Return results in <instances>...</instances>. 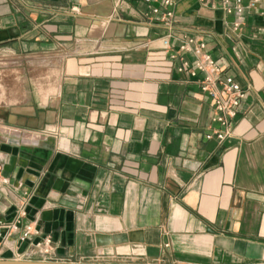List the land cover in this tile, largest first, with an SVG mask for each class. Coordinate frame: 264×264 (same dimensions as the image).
<instances>
[{"label": "crops", "instance_id": "crops-1", "mask_svg": "<svg viewBox=\"0 0 264 264\" xmlns=\"http://www.w3.org/2000/svg\"><path fill=\"white\" fill-rule=\"evenodd\" d=\"M256 1L235 27L203 0H176L168 24L143 0H0V257L264 264ZM204 51L249 88L222 143L206 137L211 99L179 69Z\"/></svg>", "mask_w": 264, "mask_h": 264}, {"label": "built area", "instance_id": "built-area-1", "mask_svg": "<svg viewBox=\"0 0 264 264\" xmlns=\"http://www.w3.org/2000/svg\"><path fill=\"white\" fill-rule=\"evenodd\" d=\"M152 9L155 15L167 22L175 15L174 5L176 0H143ZM205 4L211 3L214 6L219 2L220 5L228 12H235L237 18L235 20V27H238L245 8L247 5L244 0H203ZM250 7L257 5L256 0H250ZM170 27V26H169ZM171 33L167 32L162 40L166 46H170ZM193 38H188L181 45V49L193 50ZM200 46H205V42L202 41ZM185 68L190 69V76L194 78L201 86L203 92L211 99L213 106L212 120L215 125L212 130L206 134L208 139L216 138L220 143L225 141L232 135L233 126L236 122L237 115L242 110V103L248 93V86H243L241 82L232 74L224 71L220 63L212 54L208 51H204L195 60L194 64H191L188 59H183L182 64L179 66L180 70ZM201 73V75H199ZM25 210L22 214H25ZM3 225L0 221V225ZM37 232L33 223H27L20 235L21 240L30 238V236ZM51 238L45 237L44 240L37 242V247L44 253L51 252Z\"/></svg>", "mask_w": 264, "mask_h": 264}, {"label": "water", "instance_id": "water-1", "mask_svg": "<svg viewBox=\"0 0 264 264\" xmlns=\"http://www.w3.org/2000/svg\"><path fill=\"white\" fill-rule=\"evenodd\" d=\"M0 264H108V263H91L85 261L34 259V258H21V257H0ZM138 264H156V263H138Z\"/></svg>", "mask_w": 264, "mask_h": 264}]
</instances>
